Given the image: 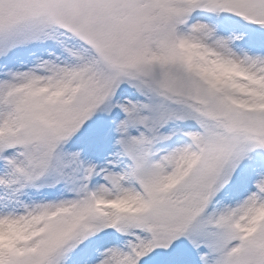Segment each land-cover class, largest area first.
Returning <instances> with one entry per match:
<instances>
[{"label":"snow or ice","instance_id":"obj_1","mask_svg":"<svg viewBox=\"0 0 264 264\" xmlns=\"http://www.w3.org/2000/svg\"><path fill=\"white\" fill-rule=\"evenodd\" d=\"M0 264H264V0H0Z\"/></svg>","mask_w":264,"mask_h":264}]
</instances>
